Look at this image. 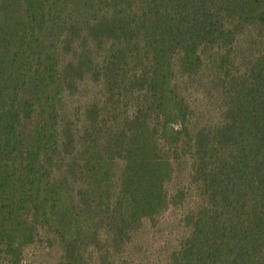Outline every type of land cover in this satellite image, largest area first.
<instances>
[{
	"label": "trees",
	"instance_id": "trees-1",
	"mask_svg": "<svg viewBox=\"0 0 264 264\" xmlns=\"http://www.w3.org/2000/svg\"><path fill=\"white\" fill-rule=\"evenodd\" d=\"M209 68L200 123L180 87ZM89 84L77 128L65 97ZM189 192L172 264H264V0H0L1 264L42 234L55 264H129Z\"/></svg>",
	"mask_w": 264,
	"mask_h": 264
},
{
	"label": "rangeland",
	"instance_id": "rangeland-1",
	"mask_svg": "<svg viewBox=\"0 0 264 264\" xmlns=\"http://www.w3.org/2000/svg\"><path fill=\"white\" fill-rule=\"evenodd\" d=\"M249 51H247V55ZM214 75L209 68L204 72V80L200 85L191 87L189 84H181V91L189 99L194 114L198 115L200 123L215 122L218 120V108L220 101L216 97L217 90L210 87L208 79ZM100 95V89L96 84L85 85L67 95V113L77 128H83L82 107L86 102L93 101ZM74 114V115H73ZM189 186V172L185 169L178 170L166 185L170 195L178 189ZM190 191H193L189 189ZM197 205L193 193H187L184 199L176 200V205L157 216L153 221L143 220L141 226L130 234L126 244L114 256L116 262L124 261L129 264H172V255L179 249L182 239L187 235L189 228L183 219L189 209ZM52 246V245H51ZM21 264H55L60 259L59 248L56 244L48 248L47 237L40 236V240L33 245L25 247L22 251ZM7 263V261L5 260ZM1 264V261H0Z\"/></svg>",
	"mask_w": 264,
	"mask_h": 264
}]
</instances>
